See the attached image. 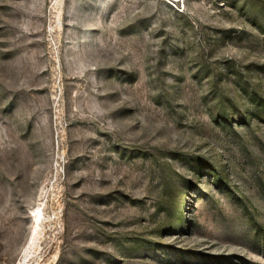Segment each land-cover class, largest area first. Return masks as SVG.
I'll list each match as a JSON object with an SVG mask.
<instances>
[{
	"label": "rangeland",
	"instance_id": "1",
	"mask_svg": "<svg viewBox=\"0 0 264 264\" xmlns=\"http://www.w3.org/2000/svg\"><path fill=\"white\" fill-rule=\"evenodd\" d=\"M0 264H264V0H0Z\"/></svg>",
	"mask_w": 264,
	"mask_h": 264
},
{
	"label": "trees",
	"instance_id": "2",
	"mask_svg": "<svg viewBox=\"0 0 264 264\" xmlns=\"http://www.w3.org/2000/svg\"><path fill=\"white\" fill-rule=\"evenodd\" d=\"M217 170H220V169H217ZM217 170H216V171H215V170L213 171V175H216L217 177H219V175H221V174H220L219 171H217ZM181 191H182V190H181Z\"/></svg>",
	"mask_w": 264,
	"mask_h": 264
},
{
	"label": "bare ground",
	"instance_id": "3",
	"mask_svg": "<svg viewBox=\"0 0 264 264\" xmlns=\"http://www.w3.org/2000/svg\"><path fill=\"white\" fill-rule=\"evenodd\" d=\"M39 209H37V213L35 214L36 215V217H38L39 216ZM39 218V217H38Z\"/></svg>",
	"mask_w": 264,
	"mask_h": 264
}]
</instances>
